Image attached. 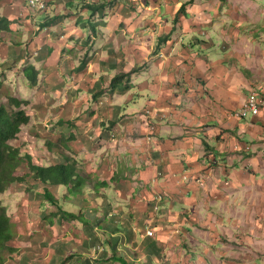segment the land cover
<instances>
[{
	"label": "crops",
	"instance_id": "1",
	"mask_svg": "<svg viewBox=\"0 0 264 264\" xmlns=\"http://www.w3.org/2000/svg\"><path fill=\"white\" fill-rule=\"evenodd\" d=\"M45 1L47 11L36 12L29 0H0L8 27L0 32V88L26 102V151L37 146L28 131L51 122L53 160L42 166L75 164L86 183L81 192L14 184L25 188L14 191L16 205L8 201L16 237L6 264H185L190 234L206 246L211 231L250 230L230 211L244 197L242 213L251 214L255 193L238 168L220 173L233 162L215 136L220 124L247 140L264 119L235 115L250 80L202 38L206 27L207 37L217 34L208 6L192 15L200 0ZM21 76L35 78L31 94L16 83Z\"/></svg>",
	"mask_w": 264,
	"mask_h": 264
},
{
	"label": "rangeland",
	"instance_id": "2",
	"mask_svg": "<svg viewBox=\"0 0 264 264\" xmlns=\"http://www.w3.org/2000/svg\"><path fill=\"white\" fill-rule=\"evenodd\" d=\"M200 1L203 7H197L194 11H190V14L195 15L196 12H199L202 8L206 9L208 6L210 10L206 12L214 14L210 30H214L217 33L215 38L207 37L209 30L206 27V30L202 29V32L200 31L202 38L209 44L213 42L215 48H213V52L215 51V57L220 63L233 66L232 72L235 71L238 75L241 74V71L246 73L250 81L246 85L243 83L244 94L249 96L251 92L256 91L264 101V0ZM235 65L238 70L234 68ZM243 65L247 67H243ZM15 80L16 83L24 85V93L31 94L37 85L35 78L34 81L32 80L33 82L25 76L17 77ZM15 95L16 93L10 86L3 84L0 88V103L8 106L10 98ZM242 99L243 96L238 97V109ZM147 114L150 115L149 113ZM153 114L155 113L153 112ZM257 117L264 119V107L261 114ZM257 117L253 119L254 122L258 121ZM262 122L264 121H260V126L253 131V135L247 140H244L238 134L237 128L227 130L225 126L220 124L217 129L218 134L215 136L220 142L226 143V148L228 149L225 150V153L228 156L231 155V163L233 162L230 167L227 166L225 168L223 166L220 173L233 174V168H238V175L248 176L249 178L247 190H252L255 193L251 214L245 215L244 212L242 213L244 208H242L241 203L244 201V197L233 198L230 211L233 220L239 223L247 222L251 226L250 230L211 231V240L206 246L200 241L201 237L198 236L197 231L190 234L193 239H187L186 249L189 250L190 256L188 259L185 258V264H203L197 261L200 254H206L210 259L205 264H264V199L256 197L258 196V191L264 192V123ZM51 125L52 123L49 122L50 127L46 128L44 126L45 129L41 130V133H37L38 130L34 132L28 131L30 138H34L33 142L37 144L35 151L27 152L26 150H29L27 148L30 144L21 137L12 142L14 147L20 149L22 157L21 166L17 174L31 175L28 160L26 159L27 155L32 158L31 161L35 159L33 161L35 164L42 165V160L44 159L49 160L50 164L52 163L53 155L51 153L54 138ZM226 132H228V135H225ZM46 146L50 147V153L45 152ZM209 153L212 154L211 151ZM211 159L214 166H219V162H215L216 158ZM28 178L26 179L28 184L33 182V178ZM14 184L6 192L0 193V201L3 206H8L6 207L8 214H10L9 211L12 212L8 201L15 200L13 205H16L21 200L20 198L14 199L13 195L17 193L14 191H21L25 188L24 184H17L18 186L16 187ZM34 189L36 191L39 190L36 187ZM3 199H6V203H3ZM235 200H237L238 205L235 204ZM248 201L252 202V197ZM259 202H261V205L258 204ZM227 211L223 210L222 214H220L221 218L225 219ZM208 221L209 218L207 219ZM13 224L15 225V223ZM17 224L19 225L20 223ZM9 257L10 254L6 255L5 260L7 261Z\"/></svg>",
	"mask_w": 264,
	"mask_h": 264
},
{
	"label": "trees",
	"instance_id": "3",
	"mask_svg": "<svg viewBox=\"0 0 264 264\" xmlns=\"http://www.w3.org/2000/svg\"><path fill=\"white\" fill-rule=\"evenodd\" d=\"M194 1L190 0L191 3ZM186 6L187 3H184L181 11H185ZM7 28L4 18H0V32ZM24 104H26L25 101L15 98H10L8 106L0 103V193L6 192L14 183L26 182V174H17L21 166V151L12 145L13 141L18 140L23 126L30 122L27 112L22 109ZM26 159L34 180L46 186H66L73 192L83 191L86 182L76 174L75 164L42 166L31 161L32 158L29 155ZM51 199V195L47 194L46 200ZM15 237L11 218L0 201V264H6L5 256L15 251L10 245Z\"/></svg>",
	"mask_w": 264,
	"mask_h": 264
},
{
	"label": "built area",
	"instance_id": "4",
	"mask_svg": "<svg viewBox=\"0 0 264 264\" xmlns=\"http://www.w3.org/2000/svg\"><path fill=\"white\" fill-rule=\"evenodd\" d=\"M29 7L36 12H46L48 4L45 0H29ZM264 107V101L256 91H253L248 96L243 106L235 113L239 118H248L250 116L260 115ZM165 199L164 195L159 196V202ZM150 236H154L153 231L149 232Z\"/></svg>",
	"mask_w": 264,
	"mask_h": 264
}]
</instances>
